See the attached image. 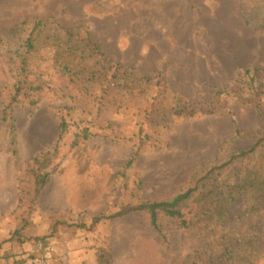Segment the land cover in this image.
<instances>
[{
  "label": "rangeland",
  "instance_id": "obj_1",
  "mask_svg": "<svg viewBox=\"0 0 264 264\" xmlns=\"http://www.w3.org/2000/svg\"><path fill=\"white\" fill-rule=\"evenodd\" d=\"M192 187L190 228L117 216ZM37 260L264 264V0H0V264Z\"/></svg>",
  "mask_w": 264,
  "mask_h": 264
},
{
  "label": "trees",
  "instance_id": "obj_2",
  "mask_svg": "<svg viewBox=\"0 0 264 264\" xmlns=\"http://www.w3.org/2000/svg\"><path fill=\"white\" fill-rule=\"evenodd\" d=\"M43 23H44L43 21H39L35 24V27L31 35L29 36V38H27V41L25 43V46H24L25 51L34 52L36 50V42H37L36 38L38 37V33L41 27H43L44 25ZM22 69L24 72L26 71L25 65L22 67ZM245 77L249 80V83H250L249 85L255 84V78L254 76H252V72L250 70H245ZM16 89H17V94H18L20 90V86H18ZM10 124H11L10 125L11 132L13 134L15 126H14V120L12 118L10 119ZM67 129H68L67 122L65 120H62L60 124V136L58 137L59 140H62V137H64V135L66 134ZM86 137H88V135H86ZM257 146H258L257 144L254 145L251 150H254ZM244 154L246 153L245 152L242 153V155ZM43 158H45V156H42V155L39 158H34L27 165V173L31 174L34 178L33 185H32L33 187L31 188V191L30 190L28 191L30 192V194H32L31 196H33L32 201L35 199H38L41 196V193L44 190V187H46L50 181L49 173H43L41 172L40 168L38 169L35 168V166H40ZM47 160L48 159H46L44 162H46ZM195 193H196V189H193L192 187L191 189H188L187 191L176 195L170 200L146 202V203L142 202V204L138 206L132 207L128 210L121 211L117 216H125L133 212L142 211V212H147L150 215L151 225L157 231H160V232L162 231V224H161L162 216L177 220L184 227L190 228L191 221H188L185 218V214L183 211V205L185 204V202L190 200L192 196H194ZM101 218L104 219L105 217L102 216ZM57 224H59L58 221H57Z\"/></svg>",
  "mask_w": 264,
  "mask_h": 264
},
{
  "label": "built area",
  "instance_id": "obj_3",
  "mask_svg": "<svg viewBox=\"0 0 264 264\" xmlns=\"http://www.w3.org/2000/svg\"><path fill=\"white\" fill-rule=\"evenodd\" d=\"M19 264H23V263L21 262ZM27 264H43V263L37 260V261L29 262Z\"/></svg>",
  "mask_w": 264,
  "mask_h": 264
}]
</instances>
